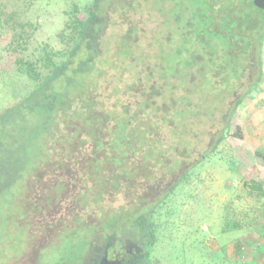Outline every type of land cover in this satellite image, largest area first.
I'll return each instance as SVG.
<instances>
[{
  "label": "trees",
  "instance_id": "obj_1",
  "mask_svg": "<svg viewBox=\"0 0 264 264\" xmlns=\"http://www.w3.org/2000/svg\"><path fill=\"white\" fill-rule=\"evenodd\" d=\"M226 1L73 4L54 48L35 40L41 26L29 16L33 0H0V34L19 78L27 80L23 94L0 110V257L6 256L0 264L23 254L33 264H149L155 212L188 172L186 148L178 147L185 142L172 159L165 136L173 135L177 118L211 115L240 79L245 59L259 65L264 9L252 0ZM143 12L159 17L166 36L156 63L136 72ZM110 26H124L113 53L105 51ZM126 74L133 84L123 91ZM173 78H189L185 89ZM178 173L165 193L146 200ZM119 195L128 204L114 207ZM85 215L93 223L83 224ZM34 216L44 219L36 223L39 237L29 227ZM11 229L20 236L12 241L18 256L3 249ZM43 235L49 240L26 252Z\"/></svg>",
  "mask_w": 264,
  "mask_h": 264
},
{
  "label": "rangeland",
  "instance_id": "obj_2",
  "mask_svg": "<svg viewBox=\"0 0 264 264\" xmlns=\"http://www.w3.org/2000/svg\"><path fill=\"white\" fill-rule=\"evenodd\" d=\"M33 2L29 16L33 17L32 20L37 19L41 26L35 40L48 41L58 48L57 35L67 20L64 12L69 11L73 4L81 9L89 5L91 0ZM146 12L142 13L144 21L139 26L145 33L140 35L136 51L133 49L141 64L133 69L136 72L143 65L156 63L160 57L158 47L164 46L165 42L166 35L163 26H159V17L153 15L149 19L144 15ZM123 28L109 27L105 33L108 40L106 52H114L112 47L123 34ZM8 46V41L0 34V110L20 97L27 84L24 76L19 78L14 59L7 51ZM258 58L259 65L258 62L251 64L245 59L240 79L233 84L229 93L224 94L218 103L215 102L216 109L211 115L206 117L201 112L197 117L186 114L181 119L177 118L173 135L165 136L172 159L178 155L176 146L181 140L185 142V145L178 147L186 148L182 169L188 172L155 212L152 227L154 247L149 264H264V41ZM258 71H261L260 83L248 92ZM188 79L177 82L173 78L172 81L185 89ZM132 84V78L126 74L123 77V91ZM101 92H104L102 85ZM241 97V104L234 108L235 102ZM126 100L127 96L125 98L123 95V102ZM162 102L161 98L156 100L158 104ZM222 134L225 137L217 147L214 149L211 145L213 148L208 149L211 138L215 136L218 139ZM180 174L170 175L161 185L153 187L146 200L155 201L165 193L161 190L172 187V182ZM126 201L124 195H119L112 205L125 206L128 204ZM129 202L134 204L135 201ZM91 217L88 220L85 215L82 223H93L92 219L95 218ZM38 220L44 219L34 216L28 221L32 236L40 235L36 230ZM69 221L71 223L72 218L64 220V225L69 227ZM9 231L11 244L5 245L3 249L18 256V246L12 241L17 242L20 236L15 230ZM44 237L40 236L38 239L42 240L31 245L26 252L31 250L36 253L40 243L49 240ZM25 256L23 254L21 261L10 264H33L28 259L24 260ZM0 259L2 263L6 256Z\"/></svg>",
  "mask_w": 264,
  "mask_h": 264
},
{
  "label": "water",
  "instance_id": "obj_3",
  "mask_svg": "<svg viewBox=\"0 0 264 264\" xmlns=\"http://www.w3.org/2000/svg\"><path fill=\"white\" fill-rule=\"evenodd\" d=\"M252 4L258 9H264V0H252Z\"/></svg>",
  "mask_w": 264,
  "mask_h": 264
},
{
  "label": "flooded vegetation",
  "instance_id": "obj_4",
  "mask_svg": "<svg viewBox=\"0 0 264 264\" xmlns=\"http://www.w3.org/2000/svg\"><path fill=\"white\" fill-rule=\"evenodd\" d=\"M157 57H159V56H157ZM157 59V58H156ZM252 83V82H251ZM215 143H217V138L215 137V136H213L212 138H211V144L210 145H208V149H212V147H211V145H213V147H214V144ZM203 158V157H202ZM184 168H187V166L186 167H184ZM109 264V263H108Z\"/></svg>",
  "mask_w": 264,
  "mask_h": 264
}]
</instances>
